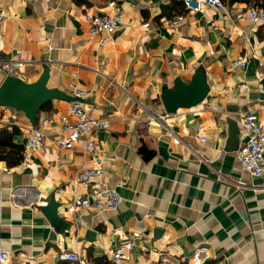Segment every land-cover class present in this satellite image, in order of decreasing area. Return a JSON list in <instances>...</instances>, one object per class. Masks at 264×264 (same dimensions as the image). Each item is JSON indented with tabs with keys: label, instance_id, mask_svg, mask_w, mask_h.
<instances>
[{
	"label": "crops",
	"instance_id": "1",
	"mask_svg": "<svg viewBox=\"0 0 264 264\" xmlns=\"http://www.w3.org/2000/svg\"><path fill=\"white\" fill-rule=\"evenodd\" d=\"M109 1L0 0V65L20 54L19 77L33 82L47 69L48 88L70 98L83 91L77 101L87 114L109 122L90 133L92 151L84 138L67 149L60 117L72 99H52L36 124L0 105L4 264H74L57 259L61 249L81 264H111L106 251L123 240L135 241L128 264H264V170L252 176L236 158L245 139L240 114L264 120V26L251 19L255 6L220 0L192 14L181 0H114L121 22L90 35L84 13L111 14ZM197 69L206 97L166 112L162 92ZM5 76L0 68V84ZM33 129L44 149L23 162ZM97 160L123 201L72 210L86 192L74 179ZM51 200L56 223L45 213Z\"/></svg>",
	"mask_w": 264,
	"mask_h": 264
},
{
	"label": "built area",
	"instance_id": "2",
	"mask_svg": "<svg viewBox=\"0 0 264 264\" xmlns=\"http://www.w3.org/2000/svg\"><path fill=\"white\" fill-rule=\"evenodd\" d=\"M184 9L188 13L196 14L203 11V6L220 8L222 3L220 0H182ZM108 7L112 10L111 14L98 15L84 13V19L87 22V29L90 35L100 33H112L117 24L120 23L121 8L116 1L108 2ZM184 14H180L177 18L182 19ZM250 16L254 23L264 26V9L254 7L250 10ZM3 20V13L0 12V23ZM3 34L0 32V39ZM235 63L245 66L247 61L243 57L237 58ZM20 54L14 58H6L1 61L0 68L6 75L19 76V69L24 65ZM264 67V63H263ZM73 95L77 98L83 97L84 92L76 90ZM73 117V122L67 120V116ZM68 115H63L60 119L63 122V128L66 133L61 143L64 148H73L74 143L80 138L85 139V150H93V142L89 138L93 130H104L108 127V119H98L90 117L83 106L77 101H73L69 107ZM150 118V116H149ZM163 116L158 117L162 120ZM49 120L44 119L47 123ZM240 124L243 128L245 139L241 143L236 152V158L241 166L252 176H258L264 170V120L258 123L257 116L252 111L242 112L240 114ZM205 140V137H202ZM43 133L40 130L33 129L30 131L24 141L23 147V162H27L30 155L34 152H42ZM104 165L102 161H95L91 168H86L80 171L75 177L74 182L82 185L85 189L84 196L75 197L73 204L70 207L72 210L76 206H89L92 204L94 208L103 210H113L117 208L123 201L122 196L115 186L109 187L103 181ZM122 185V184H119ZM135 247V241L123 240L116 243L111 249L106 251V255L111 264H128L130 253ZM8 252L0 244V264L7 261ZM57 259L60 261H69L74 264H81L78 261V256L74 252L61 249L57 253ZM54 264V263H53Z\"/></svg>",
	"mask_w": 264,
	"mask_h": 264
},
{
	"label": "water",
	"instance_id": "3",
	"mask_svg": "<svg viewBox=\"0 0 264 264\" xmlns=\"http://www.w3.org/2000/svg\"><path fill=\"white\" fill-rule=\"evenodd\" d=\"M47 69L33 82H26L22 77L6 75L0 84V105L22 111L29 121L37 123L39 108L52 99H72L56 88H48ZM209 86L202 69H197L188 83L176 80L173 90L165 89L160 98L166 112H174L180 107H189L201 102L207 95ZM46 207V206H45ZM57 204L49 202L45 208L47 218L52 222L61 221L57 215Z\"/></svg>",
	"mask_w": 264,
	"mask_h": 264
},
{
	"label": "trees",
	"instance_id": "4",
	"mask_svg": "<svg viewBox=\"0 0 264 264\" xmlns=\"http://www.w3.org/2000/svg\"><path fill=\"white\" fill-rule=\"evenodd\" d=\"M182 1V0H181ZM229 2L230 3H233V2H244V3H246V4H251V5H253V6H255V7H259V8H262V9H264V0H229ZM182 5H183V3H182ZM184 9V8H183ZM185 10V9H184ZM185 12H186V10H185ZM51 107H52V105H51V101H48V102H46V103H44L40 108H39V110H38V112L39 111H46V110H50L51 109ZM38 112H37V116H38ZM2 131H4L3 129H0V132H2ZM21 159V156H16V159L14 160V163H18L19 162V160Z\"/></svg>",
	"mask_w": 264,
	"mask_h": 264
}]
</instances>
